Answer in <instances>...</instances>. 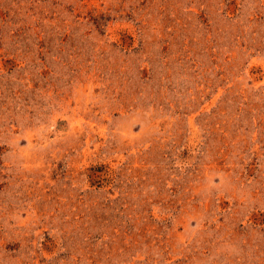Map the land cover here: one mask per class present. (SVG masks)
<instances>
[{"label": "rangeland", "instance_id": "374dc122", "mask_svg": "<svg viewBox=\"0 0 264 264\" xmlns=\"http://www.w3.org/2000/svg\"><path fill=\"white\" fill-rule=\"evenodd\" d=\"M0 264H264V0H0Z\"/></svg>", "mask_w": 264, "mask_h": 264}]
</instances>
